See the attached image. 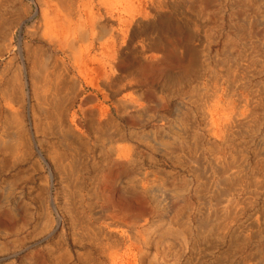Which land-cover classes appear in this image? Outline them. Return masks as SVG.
<instances>
[{"label": "rangeland", "instance_id": "1", "mask_svg": "<svg viewBox=\"0 0 264 264\" xmlns=\"http://www.w3.org/2000/svg\"><path fill=\"white\" fill-rule=\"evenodd\" d=\"M160 3L167 24L125 47L83 30L81 77L37 38L35 1L0 0V142L15 146L0 151V264H264V0ZM158 39L142 64L125 57ZM216 104L225 137L210 140L198 107ZM121 142L128 156L102 154Z\"/></svg>", "mask_w": 264, "mask_h": 264}, {"label": "bare ground", "instance_id": "2", "mask_svg": "<svg viewBox=\"0 0 264 264\" xmlns=\"http://www.w3.org/2000/svg\"><path fill=\"white\" fill-rule=\"evenodd\" d=\"M32 1H35V3L37 4L38 15L40 16L39 25L35 27V30H37V32H36L37 38L43 43L58 46L60 48V50L66 55V58L69 61L71 68L76 70L81 77L85 76V71L83 69L87 65V62H88L87 52L90 50V46L87 45V43L82 39L81 33L83 32V30H114L113 35H114L116 41L121 40L122 47H125L128 43L129 38L131 37L132 30L135 31L133 36L136 37L142 28L146 29V30L155 29V24L152 25L150 22H148V20L150 18L159 19V20L165 22L166 24L169 21V18H167L161 10V8H162V3H160L161 0H72L70 5L63 3L61 0H32ZM171 10H172V8H171ZM183 25H185V24H183ZM57 30H59V31H57ZM185 35L187 36V34H185ZM172 38H173L172 41H173L174 48L182 54L186 53V55L189 57V52L187 51V47L182 42H179L174 35ZM152 40L154 41V39H152ZM129 41H131V40H129ZM161 45H166V43H164V41L162 39H158L155 43H152L148 46L141 45L140 49L137 46H133L131 51L129 53L125 54V57L126 58L127 57L141 58V64H142L144 59H148L145 56L146 52H148L147 48H149V50H152L153 48L157 49V47H160ZM131 46H130V48H131ZM170 50H172V48ZM104 52H105V49H104ZM118 52H119V50L117 49V46L114 44L111 46V49H109V51H107V57H108V60L110 62L109 64L111 66V71H112L113 75L115 74V72L117 70H119V72H120V71H123V68H124V66H123L122 70H120L121 67L117 66V65H119L117 63L120 59V58H118ZM127 52H128V50H127ZM20 54H21L23 60H25V57H24L23 52H22V48L20 49ZM21 56H20V58H21ZM149 59L151 60V62H154V63L158 61V58L155 56H151ZM120 61H119V63H121L123 60L121 62ZM123 63H121V64H123ZM95 65H96V63H95ZM160 65H162V64H160ZM156 66L154 68L157 69L158 67H156ZM175 66L177 67V65H175ZM148 67L151 68L150 64L148 65ZM171 67L173 68V66H171ZM27 68H29V67H27ZM100 68H102V67L99 66V68H97V70L99 69L98 70L99 72H97L98 75L102 74V73H100L101 72ZM168 68H165V69H168ZM47 70H48V66L45 65L44 66V73ZM97 70H95V72ZM174 71H176V69ZM133 73L134 72L132 70L127 71V76H131V75H133ZM99 77H100V75H99ZM102 77H103V75H102ZM96 79L97 78H95V80ZM155 80H157V79H154V81ZM91 81H92V79H91ZM115 81H116V79H115ZM94 83H96V81ZM139 83H141V82H139ZM151 83H153V82H151ZM149 84H150V82H149ZM135 86H136V84H135ZM137 88H139V87H137ZM126 90H128V89H126ZM107 92H108V90H107ZM31 93L33 96V100L35 99V101L38 102L40 100L39 99L40 95L38 94V89H37L35 84L32 85ZM97 95H99V94H97ZM103 95H105V94H103ZM148 95H149V93H148ZM152 98L154 99L155 97H152ZM219 105L220 104L203 105L201 108L198 107V111L201 110L199 121L201 122V125L203 127V131H204L206 137L209 138L210 140L212 138H217V137L224 139V137H225V131H224V128H225L224 120H225V118H224V114L222 113V110L219 107ZM37 106L38 105L36 104L35 107L37 108ZM9 107H10V105H8V110L9 109L13 110L11 107L10 108ZM163 107H165V105ZM235 110H236V108H235ZM8 114L14 115V113H11V112ZM89 125L91 126V128L94 127V124H89ZM41 127L42 126L40 125L38 128L39 131L41 130ZM68 133H70V132L68 131ZM66 134H67V132H66ZM3 135H4V132L2 133L1 137H3ZM14 135H16V134L14 133ZM78 138H79V136H78ZM81 140H83V138H81ZM14 147L15 146L12 145L11 143L6 144V143L0 142V151L3 153L12 152ZM101 148H102V154L109 155V154L114 153V154H116V156L118 158H124V157L129 155L126 152L132 151V148L128 147V146H126V147L115 146L114 148H108L107 149L104 147V145H101ZM47 156L49 157L50 161L55 165V167L59 168L60 159H59L58 153L52 151V149H49L47 151ZM5 160H3V161H5ZM196 171H198V170H196ZM143 208H141V209L145 210L146 207H143Z\"/></svg>", "mask_w": 264, "mask_h": 264}, {"label": "crops", "instance_id": "3", "mask_svg": "<svg viewBox=\"0 0 264 264\" xmlns=\"http://www.w3.org/2000/svg\"><path fill=\"white\" fill-rule=\"evenodd\" d=\"M121 140L124 141V140H126V138L123 137V138H121ZM116 146L125 147V146H127V143H125V142L117 143ZM140 173H141V171H140Z\"/></svg>", "mask_w": 264, "mask_h": 264}]
</instances>
